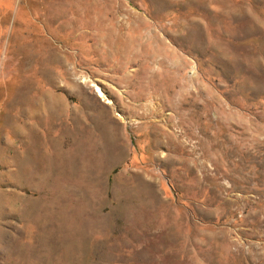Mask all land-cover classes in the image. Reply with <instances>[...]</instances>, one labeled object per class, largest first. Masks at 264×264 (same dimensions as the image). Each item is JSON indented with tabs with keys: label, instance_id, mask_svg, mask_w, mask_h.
<instances>
[{
	"label": "rangeland",
	"instance_id": "rangeland-1",
	"mask_svg": "<svg viewBox=\"0 0 264 264\" xmlns=\"http://www.w3.org/2000/svg\"><path fill=\"white\" fill-rule=\"evenodd\" d=\"M0 264H264V0H0Z\"/></svg>",
	"mask_w": 264,
	"mask_h": 264
}]
</instances>
